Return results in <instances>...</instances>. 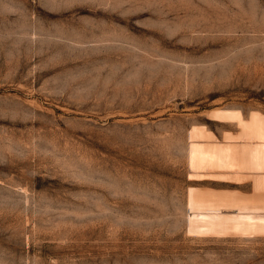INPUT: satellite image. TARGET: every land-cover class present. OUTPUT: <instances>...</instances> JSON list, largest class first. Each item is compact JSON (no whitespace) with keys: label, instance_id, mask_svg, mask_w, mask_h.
<instances>
[{"label":"rangeland","instance_id":"374dc122","mask_svg":"<svg viewBox=\"0 0 264 264\" xmlns=\"http://www.w3.org/2000/svg\"><path fill=\"white\" fill-rule=\"evenodd\" d=\"M0 264H264V0H0Z\"/></svg>","mask_w":264,"mask_h":264}]
</instances>
